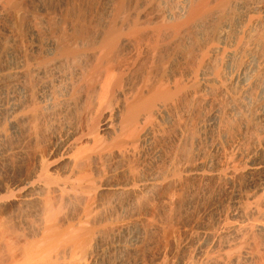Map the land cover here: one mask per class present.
Returning a JSON list of instances; mask_svg holds the SVG:
<instances>
[{
  "label": "bare ground",
  "instance_id": "1",
  "mask_svg": "<svg viewBox=\"0 0 264 264\" xmlns=\"http://www.w3.org/2000/svg\"><path fill=\"white\" fill-rule=\"evenodd\" d=\"M53 1L0 0V264H264V0Z\"/></svg>",
  "mask_w": 264,
  "mask_h": 264
},
{
  "label": "rangeland",
  "instance_id": "2",
  "mask_svg": "<svg viewBox=\"0 0 264 264\" xmlns=\"http://www.w3.org/2000/svg\"><path fill=\"white\" fill-rule=\"evenodd\" d=\"M45 1V0H44ZM55 1V0H54ZM53 1V2H54ZM57 1H59V0H57ZM87 1V0H86ZM86 1H84V2H86ZM91 1V0H90ZM89 0L87 1V2H90ZM95 2H98V0H94ZM46 2H47V0H46ZM160 4H162V2L160 3ZM33 7H35V8H37V6H35V4H34V6H32L31 8V11L33 12V13H36V12H34V11H36V9L35 8H33ZM51 7V6H50ZM37 14V13H36ZM34 16H35V14H33ZM35 18H36V21H38V18H37V16H35ZM0 23H2V24H4V23H7V21H5L4 19H0ZM35 24H37V22L35 23ZM2 58H3V56H1Z\"/></svg>",
  "mask_w": 264,
  "mask_h": 264
}]
</instances>
